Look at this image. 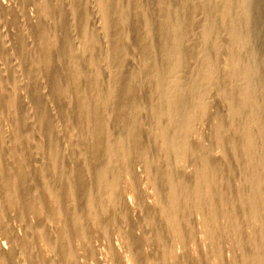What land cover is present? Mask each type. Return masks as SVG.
Wrapping results in <instances>:
<instances>
[{
	"label": "rangeland",
	"instance_id": "1",
	"mask_svg": "<svg viewBox=\"0 0 264 264\" xmlns=\"http://www.w3.org/2000/svg\"><path fill=\"white\" fill-rule=\"evenodd\" d=\"M59 1L67 12L68 24L72 26L70 11L75 4L74 0H38L40 16L32 4L23 7L20 0H0L1 44L7 52L6 57H12V50L16 47L18 39L10 24L9 14L15 12L22 27V37L27 43L28 53L36 62L39 58L37 44L39 36H36L34 27L39 21L47 26L51 34L48 37L52 40L59 84L51 83L42 67L36 64L41 103L52 118V131L58 138L63 162L69 168L76 162L88 167L92 158L84 137L89 128L80 125V117L75 113L74 104L77 97L72 93L68 67L70 65L77 72L79 71L83 84H87L86 74L92 73L94 85L101 92L100 99L106 101L109 99L107 92L110 82L109 61L115 43L121 42L124 47L127 46L128 50L126 47L124 57L135 60L140 54L139 35L130 12L131 0H118L121 26L120 35L117 37L106 35L107 20L103 17V9L99 1L93 0V4L92 0H84L86 3L84 30L81 32L74 26L70 28L72 36L63 39L69 48L67 55L65 43L61 39L63 37L56 36L57 30L52 28L55 27L56 21L54 9L59 5ZM255 2V0L232 1V29L227 34L222 33L221 29H217L214 25L211 14L212 2L200 1L201 11L192 14L190 19L197 18L201 21L202 31L209 35V41L205 42L204 48H189L186 46L187 40L183 30L185 20L179 14L182 4L178 0H169L168 21L171 24L176 51L201 52L207 49L214 51L220 35L228 37L224 48L213 54L212 77L207 81L204 90L198 93L195 116L189 123L190 138L194 146L200 149L196 152L183 147L182 151L175 155L172 138L170 136L162 138V131L151 126L150 115L147 112L149 99L139 92L140 106L142 109L146 108L143 110L142 118L144 121L149 119L143 127L147 142L142 147V156L134 158L128 144H125L124 157L132 168L120 172L117 152L114 149L117 137L109 138L104 151L100 154L101 160L99 159L98 165L109 170L105 182L111 178L117 179L113 189L119 192L112 202L96 208L93 223L92 220H85L87 225H84V232L90 234L88 246H91V250H83L80 242L75 240L76 264H118L119 257H124L129 264H135L133 262L135 260L138 264H264V99L262 98L264 29L253 18L252 8ZM140 4L142 27L150 34L149 41L154 48L153 57L158 65V69L152 71L153 73L149 71V74L158 79L160 97L166 98L162 88V82L166 78L161 71L163 58L161 52L157 50L158 37L153 34V19L157 9L153 0H140ZM187 61L192 64L194 60L189 58ZM10 64L13 66V63ZM3 67L0 63V81H3L6 75ZM138 68L135 67V70L139 74L141 69ZM13 73L20 76L19 72ZM225 74H228V77H225ZM17 76H14L15 79ZM142 82L143 80L139 78L138 83ZM227 82L244 85L246 88L244 95L238 100H231L228 96ZM22 83L19 80L21 86L17 90L21 98L20 103L14 99L15 92L4 87V97L0 100V148H7L12 152L19 149L26 156L32 154L33 157L28 158L27 168L37 170V167L46 165L43 157L47 137L40 123L38 108L25 86L26 91L23 89ZM85 90L86 93L89 92V89L85 88ZM170 119L166 120L170 121ZM239 126L243 127L242 132L239 131ZM121 133V138L126 142L129 131L124 129ZM161 139L165 143V151H169L167 154H159L158 144ZM203 151H206L205 154ZM209 156L216 162L211 161ZM182 177L185 179L181 180ZM15 181L16 179L12 183ZM243 187L249 189L251 194L249 202L241 192ZM17 189L15 187V190ZM99 195L95 192L93 198L98 199ZM35 199L39 200L36 196ZM0 201L3 202L1 190ZM249 207L253 208L252 213L248 212ZM45 212L48 210L37 217L29 214L27 227L20 226L19 221L10 214L9 224L13 233L10 234L11 236H5L0 230V240L6 243L3 251L15 250L14 264H45L47 259L53 257L54 251L50 243H54L57 223L45 217ZM233 212H237L235 219L228 215ZM38 219L42 222L37 224ZM128 237L130 244L126 243ZM25 246H28L30 251L37 252L31 262H27L24 258V252H27ZM130 246L133 247L132 251ZM3 261L5 262L0 252V264H3Z\"/></svg>",
	"mask_w": 264,
	"mask_h": 264
},
{
	"label": "bare ground",
	"instance_id": "2",
	"mask_svg": "<svg viewBox=\"0 0 264 264\" xmlns=\"http://www.w3.org/2000/svg\"><path fill=\"white\" fill-rule=\"evenodd\" d=\"M20 1L23 7H26L27 4H32L36 8L37 14H39L40 16V11L37 3L38 0ZM74 1L75 4L73 5L70 11V19L72 22V26L82 32L86 23L84 12L86 3L84 0ZM97 1H99V3L101 4L103 9V17L107 20L108 28L106 35L113 37L119 36L121 26L119 19L121 17V14L119 12L118 0ZM178 1H180V3L182 4L181 9L179 10V14L185 20L183 30L187 40L186 46L189 48H204L205 42L209 41V35H206L205 32L202 31L203 25L199 19H190L192 14L201 11L202 6L200 4V1L202 0ZM206 1L212 2L213 7L211 14L214 19L215 27L217 29H221L220 31L222 33L226 32L228 34V32L232 29L231 19L233 17V0ZM255 1V5L252 8L254 10L253 18L264 29V0ZM91 3H93V0L91 1ZM153 4L157 9V13L153 19L154 31H151H153V34L158 37L157 50L161 52L163 58L162 65H160L161 71L166 77L165 80L162 82V88L166 98H162V96L160 97L159 82L157 81L158 79L155 76L149 74V71H151L150 73H153L152 71L157 70L158 65L155 62V58L153 57L154 48L151 42L149 41L150 34L145 31L142 27L143 18L141 14L142 8L140 0H131L130 7V12L132 14L133 21L136 24L135 30L139 35L140 54L137 55L138 57H136L135 60H132L131 57H124L125 48L127 46L124 47L121 42H114L115 49L113 51L111 60L109 61L110 82L109 87L107 89V92L109 94L108 100L101 101V92L96 89V86L94 85V75L92 73L88 72L86 74L87 84H83L78 74L79 71L77 72L76 69L70 65L68 67L70 71L69 78L72 81V93L77 97V101L74 104L75 113L80 117V125L82 127L89 128L88 131H86L84 137V140L89 145V153L92 158L91 165L88 167L82 165L79 162H76L75 165L69 168L66 163L63 162L62 152L58 142V138L53 134L54 132L52 131V118L50 117L46 107L41 103L39 91V75L36 69V64H39L42 67L45 75L47 76V79L51 83L57 84L59 81L57 78V72L55 71V54L52 49V40L48 37L51 36V34L47 29V26H45L41 21H39V23L36 24L34 27L36 36H39L37 38L39 58L36 62H34L32 57L28 53L26 45L27 43L22 37L23 31L21 25L19 24L18 15L15 12L9 14L11 15L10 24L15 30V35L17 36L18 43L16 47L12 50V57H10V54V58H7V52H5L4 45L1 44L2 40L0 38V63L2 64V66H4L3 69L6 73L3 81H0V100H2V98L4 97V87H7V89H10V91L15 92L14 99L18 101V103H20L21 98L17 93V90L21 86L19 84V80H21L24 83H22L23 89L25 90L26 87L29 96L32 98L34 104L38 108L40 123L43 127V131L46 133L47 143L45 145V156L43 157L46 165L37 167V170H34V168L31 169L30 167L27 168V166H29L28 158L29 156L33 157L32 154H27L26 156V154L22 153V151L19 149H15L12 152L9 151L7 148H0V190L3 195L4 202L3 203L2 201H0V230L5 236L13 233L10 230L9 224L10 214H12L14 218L19 221L20 226L27 227V218L29 214L35 215L37 217L47 209L48 212H45V217L47 216L50 221L56 222L57 229H55L56 236L53 235L55 237L54 243H50V246L54 251V255L52 258L47 259L45 261V264H76V258L74 255L75 240L80 242V247L83 250H91V246H88L90 242V237L88 235L90 234L87 235V232H84V225H87V222L85 220H92L91 222L93 223L96 208L102 207L104 204L112 202L115 199L116 194H118L119 192L118 190L115 191L113 189L115 183H117V179L111 178L110 180L108 179L105 182V176L106 174H108L109 170L106 167L98 165L100 154L104 151L109 138L111 136L117 137L115 140L114 149L117 152L116 156L119 160L118 169L120 170V172L129 171L132 167L129 164V161H127V159L124 157L123 146L125 144H128L129 149L131 150L134 158H139L142 156V147L147 142L143 134V127L145 126V122H149V119L147 117L148 120L145 119L147 121H144V118H142L143 110H146V108L142 109V107L140 106L141 104L139 98L141 94L139 92L143 93L144 96H147V98L149 99L147 112L150 115L151 126L155 129H160L162 131V138H166L167 136H170L172 138L173 144L175 146V150H173V153L175 155L179 154L182 151L183 147L190 148L192 151L200 149L199 147L194 146L193 141L190 138L189 123L193 120L195 116V111L197 109V103L199 99L198 93L204 90L207 81L212 77L213 66L211 65V62L213 61V54L214 52H218V50L224 48V45L228 41V37L223 34L220 35L217 45L215 44L216 46L214 51L213 49H207L201 52H188L187 50H183L182 52L176 51V46L173 42L174 37L172 36L171 24L168 21V15L170 13L169 0H153ZM127 13L129 12L127 11ZM43 15H45V13ZM54 16L56 17V21L54 22L55 27L52 28H56V36L63 37L61 39L65 43L66 41H64L63 39L67 36H72L70 31V28L72 26H70V24H68L67 22V12L60 1L56 9H54ZM149 25L151 26V24ZM82 37L84 36L82 35ZM210 37H212L211 33ZM213 42L215 43V41ZM55 46L57 48V45ZM65 49L68 55L69 48L66 43ZM189 58H193L194 61L192 64L188 63L187 60ZM10 63H13V66H11ZM135 67H139L141 69L139 74L136 72L137 70H135ZM14 71L19 72L20 76L15 75L13 73ZM41 73L42 72H40V74ZM14 76H17V79H15ZM224 76L228 77V74H225ZM139 78L143 80L141 84L138 83ZM214 78L216 77L214 76ZM85 88L87 90L89 89L88 93H86ZM227 89L229 93V98L231 100H238L244 95L246 88L244 85L241 84L227 82ZM141 97H143V95ZM262 98L264 99V94ZM168 118H171L170 121L166 120ZM124 129H127L129 131V137L127 138L128 140L126 142L121 138V132L124 131ZM238 129L240 132L243 131L242 126H239ZM116 132H118V134H116ZM152 144L154 145V143ZM158 145V151L160 155L167 154L169 152L165 151V143L162 139L159 141ZM209 158L211 161L214 159L213 157L211 158V156H209ZM213 161L216 162V160ZM255 161L257 162V160ZM185 177H182L180 179L183 180L185 179ZM15 179L16 181L12 183V181ZM107 183L108 185H106ZM15 187H17L18 189L15 190ZM95 192L100 194L98 199L93 198V194ZM241 192L243 193L245 199L249 202V197L251 195L249 193V189L247 187H243ZM35 196L38 197L39 200H36ZM237 212H233L232 214L228 215H230L232 219H235L237 218ZM248 212L252 213L253 208L249 207ZM245 220H247V218ZM39 222L40 220L38 219L37 224ZM50 227L52 228L51 225ZM44 238L47 239V237H43V239ZM129 242L131 241L128 237L126 238V243ZM5 244L3 241L0 240V252L1 254H3L5 260V262H3H7L6 264H14V257L16 255L14 252L15 250L9 249L8 251H3ZM25 247L27 248V252H24V258L27 262H31L36 257L37 252L30 251L28 246ZM132 248L133 247L130 246L131 251L133 250ZM132 254L134 255V253ZM133 262H135V264H138L136 260ZM118 264H129V261L126 260L124 257H119Z\"/></svg>",
	"mask_w": 264,
	"mask_h": 264
}]
</instances>
